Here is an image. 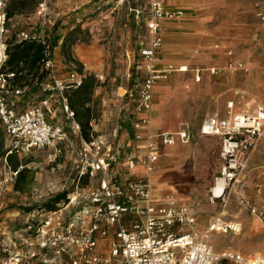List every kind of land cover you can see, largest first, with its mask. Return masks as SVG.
Listing matches in <instances>:
<instances>
[{
    "label": "rangeland",
    "instance_id": "374dc122",
    "mask_svg": "<svg viewBox=\"0 0 264 264\" xmlns=\"http://www.w3.org/2000/svg\"><path fill=\"white\" fill-rule=\"evenodd\" d=\"M261 2L264 3V0H223L220 5L203 7L201 13L209 17L207 26L214 30L215 43L220 44L225 38L239 35V53L243 51L244 41L258 37L260 42L257 40V47L264 51V23L256 15L257 4ZM147 11L148 0H42L34 12L13 18L10 25L16 23V27L14 24L9 26L7 32V35L12 34L19 27L34 35L49 36L52 42L58 39L54 50V73L66 83L70 82L73 73L80 74V68L84 74L96 75L99 80L95 90L99 116L93 124L94 138L111 145V153L116 159L112 161L110 174L123 180L135 177L127 170L125 162L132 151L127 143L132 137L134 97L145 76V60L140 55V49L149 43ZM184 18L185 14L162 22L163 44L159 60L165 33L185 31L169 22L183 21ZM232 48L237 54L236 48ZM179 55L183 57L184 53ZM170 62L176 66L199 65L204 69L210 66L195 62ZM246 66L249 70L241 72L247 90L230 98L226 93L230 83L236 81L238 71L224 69L219 74H211L205 70L201 80L197 81L199 88L189 90L190 94L183 97L186 115L190 118L186 121L195 124L196 118L217 113L228 116V100L234 101L232 113L253 111L264 104V81L259 87L262 93V99H259L260 95L254 94L259 88L248 87V76L252 70L247 61ZM261 68L264 71L263 65ZM179 81L195 82V79L191 71H178L160 83L173 85ZM207 86H214V95L208 94L210 89H206ZM44 93L42 90L30 92V87H27L19 93L9 92L7 97L16 109L21 110L41 106L46 97ZM243 98L246 99L243 102L248 104L258 99L260 102L244 107L239 104ZM51 107L54 110L47 114L48 120L63 125L72 138L81 143L80 132L57 91L51 99ZM104 151L107 152L106 148ZM16 154L20 168L27 169L29 184L24 191L16 190L14 175L4 158L0 157V264H60L58 256L62 254L58 250L61 251L63 245L65 228L90 224L89 213L94 206L93 196L101 188V176L83 175L78 158L69 151L58 155L53 148L46 147L28 153L19 150ZM206 169L211 177L206 198L214 212L212 217L222 212L226 221L235 220L242 224L238 233L230 230L214 232L209 242L217 251L232 248L247 255L264 256V220L252 216L240 203L239 182L227 190L224 201H210V187L216 178L221 177V166L212 163ZM261 170H264V133L252 153L248 170L242 175L248 187L261 180ZM63 192L67 194L66 201L58 203L55 210H46V202ZM26 208L32 209L28 211ZM209 220H199L198 228L197 224L193 228L203 234ZM114 239L113 230L106 236L98 234V251L107 254ZM62 258H66L65 254Z\"/></svg>",
    "mask_w": 264,
    "mask_h": 264
},
{
    "label": "built area",
    "instance_id": "2783aa9c",
    "mask_svg": "<svg viewBox=\"0 0 264 264\" xmlns=\"http://www.w3.org/2000/svg\"><path fill=\"white\" fill-rule=\"evenodd\" d=\"M5 6L6 0H0V62L6 58ZM147 13L149 43L140 49V55L145 60V76L134 97L133 139L138 145L125 162L129 171L141 166L143 172L133 178L123 180L110 174L112 161L116 157L103 141L94 138L88 142L81 137V143H77L63 125L48 120L47 114L54 110L51 99L56 91L73 120V112L69 110L64 91L73 83L79 84L82 79L78 73H73L68 83L59 79L54 73V55L48 50V45L44 67L49 74L42 84V91L47 95L41 106L16 109L6 96L9 93L8 83L5 75L0 73V120L11 148L16 152L22 150L28 153L51 147L58 155L69 151L78 158L83 175L101 176V188L93 196L94 206L89 213L90 224L65 228L63 245L58 253L65 254L66 258L59 255L60 264H264V256L247 255L232 248L217 251L209 242L214 232H240V223L226 221L222 215H218L211 220L204 233L199 234L193 229L197 216L190 206L179 203L173 194H155L151 172L159 158L160 148L177 141L190 143L193 139L188 123L181 124L175 131H153L150 112L155 86L176 71L192 70L194 79L200 81L202 68L162 64L159 60L158 54L163 44L161 24L167 19L180 17L183 12L168 8L164 0H148ZM256 15L264 23V5L257 4ZM21 36L27 38L30 33L22 31ZM40 37L45 43L44 36ZM229 55L230 59L224 67L226 71L247 70L244 62L233 57L232 51ZM219 70L216 67L209 68L212 74H217ZM13 75L8 74L10 77ZM228 107L230 110L233 108L232 101L228 102ZM73 124L80 132L74 120ZM263 133L264 104L249 112L230 111L228 116L213 114L203 119L200 134L221 138V177L216 178L210 188L212 201H224L227 190L237 182L240 191L244 192L242 175L248 170L251 155ZM10 171L15 179L17 172ZM241 176L242 180L239 179ZM219 179H224V186L217 194L215 187ZM254 187L259 194V201L256 203L243 194L240 203L252 216L264 220V170L261 180L254 182ZM112 230L115 239L109 244L108 253L102 254L98 251V234L106 236Z\"/></svg>",
    "mask_w": 264,
    "mask_h": 264
},
{
    "label": "crops",
    "instance_id": "0c3cea01",
    "mask_svg": "<svg viewBox=\"0 0 264 264\" xmlns=\"http://www.w3.org/2000/svg\"><path fill=\"white\" fill-rule=\"evenodd\" d=\"M164 1L168 8L181 10L183 14L180 17L185 14V18L183 21L169 22L170 25L180 26L184 28L185 31L181 33L175 31L172 34L165 33L163 51L161 52L160 59L161 62L165 63L170 61H184L188 63L195 62L198 64H209L210 66L206 69L199 65L195 66H199L202 68V75H204L205 70L209 71V68L213 67L220 69L217 73L219 74L222 70H224L226 63L230 59L229 52L232 51L233 57L235 59L244 62L245 65L247 61V63L251 67L252 71L248 76V78H250L248 87H261V84L264 81V78L262 77L264 71L263 68H261L262 65L264 66V51H261L257 47V40L260 42V39L258 37H255L246 42L242 40L244 41L243 51H240L239 53L237 49L238 47H240V44H238L240 43L239 35L238 37L234 35L232 36V38L223 39L220 42L221 45L219 43H215L214 30L210 29L207 26V24L209 23V17L204 16L201 13L203 7L208 5H220L223 0ZM260 4L264 5V3L262 2ZM232 47L236 48L237 54ZM180 52L184 53L183 57L179 55ZM248 70L249 69L247 68V70L244 71ZM189 71H191L193 74L192 70ZM237 71L236 81H232V84L229 82L230 89L226 93V96L228 98L234 97L237 94H244L247 90L246 83L242 81V69H237ZM198 85L199 84L196 80L195 82L179 81L173 85H171L170 83L159 82L155 86L153 106L150 112L152 118V129L155 132H158L160 130L175 131L183 123H188L191 127L193 139L190 143H182L181 141H177L175 144L162 146L160 148L159 158L151 172V177L156 195L160 196L167 193L173 194L177 198L179 203L187 204L192 208L197 216V222L194 224V226L197 224V228L200 224L199 220L204 221L211 218L208 222L209 224L211 220L216 217H212L214 214L212 206L211 204L207 203V186L211 183V177L206 168L212 163H214L218 167L222 165V161L219 157L221 138L215 135L200 134V126L205 117L196 118L195 124L186 121L190 118L186 115V109L184 103L182 102L183 97L190 94L189 90L191 91L199 88ZM205 88L210 89V91H208V94H210L211 96L214 95V86L210 88L207 86ZM260 90L261 88H259L254 94H259V99H262V93L259 92ZM228 94H230L231 96ZM259 99L255 102L253 101L251 104H248L247 102H243L244 100L246 101V99L243 98V100H241L239 104L247 107V105L251 106L253 104H258V102H260ZM225 100H227V98H225ZM229 101L233 102V107L234 101H227L228 111L232 112L233 108L230 110L228 107ZM95 122L96 121H94V123ZM133 132L134 130H132V137L128 140L127 143L128 146L132 147V151L138 145V143L133 139ZM100 141H103L105 143V140L100 139ZM107 147L108 149H111V145ZM130 172L136 176L143 172V168L141 166H138ZM246 186L247 185L245 183V190L244 192L240 191L239 195L241 196L244 194L246 197L257 203L259 201V194L256 188L254 187V185V188L251 186H247L246 188ZM210 201H212L211 198ZM218 215L223 214L221 212ZM193 229L197 231L196 227Z\"/></svg>",
    "mask_w": 264,
    "mask_h": 264
},
{
    "label": "trees",
    "instance_id": "16d2710c",
    "mask_svg": "<svg viewBox=\"0 0 264 264\" xmlns=\"http://www.w3.org/2000/svg\"><path fill=\"white\" fill-rule=\"evenodd\" d=\"M41 2L42 0H6V33L4 38L6 58L0 62V73L6 77L9 92L16 93L17 89L21 92L27 87H30V92H37L42 90V84L47 80L49 72L44 67L47 58V45L48 50L54 55L58 39L52 42L49 36H44V43L40 35L32 33L25 38L21 36V32L26 30L19 27L12 34L7 35L9 26L16 25L15 23L10 25L13 18L34 12ZM79 72L82 75L81 82L79 84L73 83L64 91V95L70 111L73 112V120L79 125L81 137L90 142L94 139V121L99 116L98 99L95 97L99 80L93 73L84 74L81 68ZM10 73H14V75L8 76ZM8 140L0 120V157L4 158L6 165L12 171L17 172L13 184L14 188L18 191H24L29 184L27 169L20 168V160L16 151L11 148V143H7ZM66 196V192H63L53 197L46 202V210H55L58 203L66 201ZM26 209L30 211L32 208Z\"/></svg>",
    "mask_w": 264,
    "mask_h": 264
},
{
    "label": "bare ground",
    "instance_id": "6f19581e",
    "mask_svg": "<svg viewBox=\"0 0 264 264\" xmlns=\"http://www.w3.org/2000/svg\"><path fill=\"white\" fill-rule=\"evenodd\" d=\"M262 104H260L259 106H261ZM224 186V179H219L218 184L215 187V192L218 194L219 192H221L222 188Z\"/></svg>",
    "mask_w": 264,
    "mask_h": 264
}]
</instances>
